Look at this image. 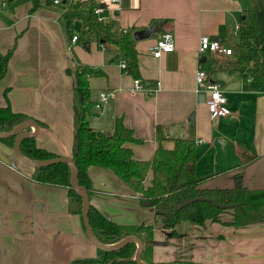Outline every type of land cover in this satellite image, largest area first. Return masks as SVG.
Here are the masks:
<instances>
[{"label":"crops","instance_id":"1","mask_svg":"<svg viewBox=\"0 0 264 264\" xmlns=\"http://www.w3.org/2000/svg\"><path fill=\"white\" fill-rule=\"evenodd\" d=\"M72 1H95L107 21L116 22L118 32L161 27L155 38L132 37L144 84L133 93L135 78L121 68L115 44L92 40L86 45L80 38L72 44L74 35L80 37L82 19L76 15L68 19L67 7L40 0L39 5L28 2L0 9V53H12L0 80V108L9 104L38 124L23 132L35 133L39 148L72 158L74 73L85 65L104 73L90 79L95 105L101 93L111 94L100 109L93 107L89 121L96 131L112 135L121 118L141 141L127 146L142 161H152L160 145L172 150L175 139L192 136L196 176L207 179L203 187L233 188L235 177L241 175L247 190L264 191V86L247 70L230 73L217 68L210 75L221 85L232 114L211 121L195 79L199 66L203 68L198 54L201 38L220 39L234 49L240 40L234 33L250 0ZM164 32L173 34L175 50L157 59L151 47ZM209 58L223 63L233 56ZM35 174V168L18 160L13 148L0 141V264L104 259L106 252L90 241L69 188L38 182ZM89 175L90 204L109 220L153 226L149 262L264 264V222L228 225L234 211L227 210L202 226L181 222L166 229L155 208L142 205L140 195L111 170L91 167ZM151 179L152 173L146 184Z\"/></svg>","mask_w":264,"mask_h":264},{"label":"trees","instance_id":"2","mask_svg":"<svg viewBox=\"0 0 264 264\" xmlns=\"http://www.w3.org/2000/svg\"><path fill=\"white\" fill-rule=\"evenodd\" d=\"M28 2L39 5L40 0H6L7 5L12 8ZM47 3L52 5L54 0H47ZM61 6L68 8V19L75 15L82 19L79 38L83 43L89 45L92 40H96L115 44L119 49L118 59L128 66L129 71L125 72L140 80L138 57L132 39L133 31L118 32L114 20L99 21L95 13L98 7L95 1L89 3L64 0ZM239 33L240 40L234 47L233 58L221 63L209 58V55L202 61L203 69L209 74L214 73L217 68L230 73L247 70L249 77L264 86V0H250L249 8L241 20ZM11 54L0 53V80L7 73ZM103 75L102 70L85 65L79 66L74 73L77 103L74 106L72 160L77 168L79 186L87 190L89 197L92 191L89 169L99 167L111 170L129 184L140 195L142 205L155 208L166 229H174L181 222L202 226L227 210L234 211V220L232 223H226L228 225L244 226L264 222V191L247 190L241 175L235 177L233 188L203 187L207 179H199L196 176L197 149L192 136L175 139V147L172 150L160 145L152 161H142L136 159L132 149L127 146L129 143L141 141L134 137L121 118L116 119L112 135L96 131L89 121L95 105L91 99L90 79ZM29 120L27 115L14 112L8 104L6 108H0V133L10 132ZM161 133L160 130V142L164 139L160 137ZM17 137L18 134H15L0 141L14 148ZM19 149L25 158L33 161L61 158L39 148L35 138H24L19 144ZM244 163L247 164L248 159ZM150 173L152 179L146 184ZM34 178L43 184L69 188V193L77 204V213L82 215L83 199L72 185V169L69 164L60 162L36 168ZM197 198L209 200H200L181 209L177 208V205ZM89 220L95 237L103 244L113 245L128 237H138L143 242L142 262L155 264L147 258L153 243V226L144 228L117 224L91 204ZM136 252V243L129 242L118 250L107 251L102 260L92 258L77 260L71 264H139L135 259ZM175 264L193 263L176 261Z\"/></svg>","mask_w":264,"mask_h":264},{"label":"built area","instance_id":"3","mask_svg":"<svg viewBox=\"0 0 264 264\" xmlns=\"http://www.w3.org/2000/svg\"><path fill=\"white\" fill-rule=\"evenodd\" d=\"M64 0H54L55 6H60ZM118 1V0H117ZM7 7L6 0H0V9ZM95 13L98 16V20L106 22L107 18L103 15L104 10L101 7L95 9ZM241 29V25L236 27L234 33L235 37H238ZM79 40V36L74 35L72 37V44ZM175 50L174 36L170 32H164L156 40L155 44L151 47L153 57L161 58L164 53H171ZM199 59L200 62L206 60L207 56L215 57H231L234 54V49L231 45L220 39L211 38L210 36H203L200 40L199 46ZM121 68L124 71H129L128 66L125 62H121ZM196 91L199 94H205V102L209 113V119L215 121L221 118L229 117L232 113L229 108L228 98L221 88V85L216 82L212 75H210L202 66L197 69L196 75ZM144 88L143 83L139 79H135L133 93H137ZM159 83L157 84V89ZM156 89V90H157ZM155 90V91H156ZM111 97L110 93H101L98 103L95 105L97 109H100L103 104L107 103ZM200 143L202 140L199 141Z\"/></svg>","mask_w":264,"mask_h":264},{"label":"water","instance_id":"4","mask_svg":"<svg viewBox=\"0 0 264 264\" xmlns=\"http://www.w3.org/2000/svg\"><path fill=\"white\" fill-rule=\"evenodd\" d=\"M89 3H91V1H89ZM161 27V24L159 25H152L149 29H145V30H141V31H137L133 34V37L135 40H145V39H149V38H155L156 37V33L159 32ZM202 97L205 99V94H202ZM29 125L31 126H35L36 129L38 128V124L35 121H26L22 124H20L18 127H16L15 129H13L10 132L7 133H0V139L2 138H6L15 134H18V137L16 138V141L14 143V153L17 157L18 160H20L21 162H23L24 164L33 167V168H41V167H45V166H49V165H53L56 163H60V162H64L70 165L71 169H72V185L73 187L76 189L77 193L82 197L83 199V211H82V215L84 218V222H85V227L87 230V235L90 239V241L98 248L102 249L103 251L107 252V251H114V250H118L121 247H123L124 245H126L129 242H134L136 244H138V248H137V252L135 255V259L139 264H145L144 262H142L141 260V253H142V249H143V242L141 239H139L138 237H128L123 239L121 242L117 243V244H113V245H106L101 243L94 235L93 230L91 228L90 225V220H89V209H90V197L89 194L87 192L86 189L81 188L79 186L78 183V172H77V168L76 165L74 163V161L72 160V158H66V157H61V158H57V159H52V160H48V161H33L30 159L25 158L22 153L20 152L19 149V144L20 142L24 139V138H34L35 137V133H29V132H23ZM202 201V200H209L206 198H197V199H193V200H189L186 201L180 205H177L178 209H181L185 206H188L189 204H192L193 202H197V201ZM147 206V205H146ZM233 207H236L238 205H232ZM169 264H175V263H169Z\"/></svg>","mask_w":264,"mask_h":264}]
</instances>
